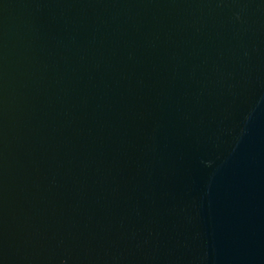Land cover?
Segmentation results:
<instances>
[{
    "label": "water",
    "instance_id": "obj_1",
    "mask_svg": "<svg viewBox=\"0 0 264 264\" xmlns=\"http://www.w3.org/2000/svg\"><path fill=\"white\" fill-rule=\"evenodd\" d=\"M0 264H264V0H0Z\"/></svg>",
    "mask_w": 264,
    "mask_h": 264
}]
</instances>
